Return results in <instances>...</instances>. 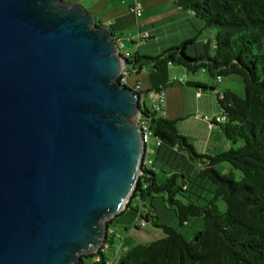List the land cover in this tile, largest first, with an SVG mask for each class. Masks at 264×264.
<instances>
[{
    "label": "water",
    "instance_id": "95a60500",
    "mask_svg": "<svg viewBox=\"0 0 264 264\" xmlns=\"http://www.w3.org/2000/svg\"><path fill=\"white\" fill-rule=\"evenodd\" d=\"M108 26L65 0H0V264H80L144 173L141 94Z\"/></svg>",
    "mask_w": 264,
    "mask_h": 264
},
{
    "label": "trees",
    "instance_id": "16d2710c",
    "mask_svg": "<svg viewBox=\"0 0 264 264\" xmlns=\"http://www.w3.org/2000/svg\"><path fill=\"white\" fill-rule=\"evenodd\" d=\"M177 5L202 21L204 30H215V45L207 42L203 53L192 57L187 50L195 40L189 39L158 57L137 54L129 64L135 71L151 67L152 72L164 64L178 65L190 73L207 71L221 81L241 77L246 99L232 90L219 94V105L228 120L214 125L222 128L232 146H242L214 157L201 155L179 132L177 121L159 117L145 105L144 115L162 141L158 148L178 162L198 164L200 171L192 174L177 164L160 161L171 171L168 178L159 179L155 171L144 169L127 209L119 216L137 213V218L162 229L166 238L129 249L117 264H264V0H177ZM223 164L230 166L224 174L218 171ZM234 170L242 173L241 180H236ZM209 184L213 187L210 200L201 196L209 191ZM159 199L170 206L182 227L200 219L203 229L187 240L176 229L160 224L153 204ZM219 200L227 205L224 213L218 209ZM115 219L108 222L110 227ZM102 249L90 257L98 256L101 264H108Z\"/></svg>",
    "mask_w": 264,
    "mask_h": 264
},
{
    "label": "crops",
    "instance_id": "0c3cea01",
    "mask_svg": "<svg viewBox=\"0 0 264 264\" xmlns=\"http://www.w3.org/2000/svg\"><path fill=\"white\" fill-rule=\"evenodd\" d=\"M71 1L92 13L103 26H108L115 39H123L133 57L137 54L158 57L189 39L195 40V45L187 50L188 55L192 57L201 55L207 42L215 45L212 30H204V23L191 12L179 7L177 0ZM136 2L143 9L139 18L132 12ZM142 33H149L150 38L137 48L132 42ZM129 83L131 86L139 83L145 91L167 85V118L177 121L179 132L189 139L199 154L214 157L232 148L222 128L212 126L204 118H215L222 114L218 95L226 90L234 91L231 89V82H218L216 77L204 70L192 75L184 67L164 64L157 72H152L151 67L138 69L131 74ZM149 158L154 160L155 172L159 179H166L170 175L167 168L160 165V161L177 164L184 172L197 173L193 164H180L156 144L153 149L150 148ZM223 169L225 172L230 171L227 166H223ZM156 201L158 200L153 202L154 205ZM161 207L164 211H171L163 201ZM129 219H132L131 214ZM188 225L201 228L202 220L192 219ZM110 233L109 240L102 250L108 264H117L121 254L128 250L125 248L126 243H123L122 247H115L116 234L111 230ZM100 259L98 256L88 257L84 259L83 264H101Z\"/></svg>",
    "mask_w": 264,
    "mask_h": 264
},
{
    "label": "rangeland",
    "instance_id": "374dc122",
    "mask_svg": "<svg viewBox=\"0 0 264 264\" xmlns=\"http://www.w3.org/2000/svg\"><path fill=\"white\" fill-rule=\"evenodd\" d=\"M68 3H74L71 0H65ZM212 32L214 33L215 36V30ZM214 36H213V40H214ZM201 72V71H199ZM197 72V73H199ZM190 73V72H189ZM190 74H195V73H190ZM223 82L227 83V82H231L232 83V87L231 89H234V92L243 100L246 99L247 95H246V88L245 85L243 83V80L241 77L239 76H228V77H224ZM221 81V82H222ZM223 86V85H220ZM146 104L149 105V100L146 101ZM242 146L241 143H238L236 146H232V148L234 149H239ZM155 147V143L154 141L151 142L150 144V148L153 149ZM182 163V161L180 162V164ZM184 164V163H183ZM188 164H193L195 166V170L196 172L200 171V169H198V164L196 163H188ZM223 166H227L230 167L227 164H223L220 165L218 167V171L222 174L226 173L225 170L223 169ZM165 168V166H163ZM178 167V165L176 166ZM200 167V166H199ZM168 171H171V168L167 167ZM233 170V169H232ZM236 180H241L242 178V173L238 170H234L233 171ZM192 174H194V172L192 171ZM209 187L208 190L209 191H203L201 193V196L207 199H212L213 194L211 193V191L213 190L212 185H208ZM162 201L159 199L158 201H156L155 203V207H156V212L154 213L155 215L158 216V221L160 224L163 225H167L170 226L174 229H176L179 233H181L187 240H192L193 235L199 231H201L203 229V221H202V227L201 228H196L194 227L195 225H185V226H181L180 222L178 220V218L175 216V213L172 211H164L161 207ZM135 205L137 206L138 203L136 202ZM167 205V209L170 210V206L168 204ZM218 205V209L220 212H226L227 211V205L224 201L219 200L217 202ZM142 213L145 214L147 209L146 207L143 205L142 209H141ZM132 214V219H129V215ZM115 217L110 218L108 221H112ZM137 220V213H134L132 211H128L125 215L122 216H118L115 219V223L110 227V230L113 231L116 234V238H115V247L119 248L122 247L123 243H126L125 248L126 250H129L133 247H137L140 245H144V246H148L151 245L157 241H160L164 238H166V234L164 233V231L162 229L156 228L153 226L152 223H150V225H148L147 227L144 228H134L135 222ZM193 220H199V219H193Z\"/></svg>",
    "mask_w": 264,
    "mask_h": 264
},
{
    "label": "built area",
    "instance_id": "2783aa9c",
    "mask_svg": "<svg viewBox=\"0 0 264 264\" xmlns=\"http://www.w3.org/2000/svg\"><path fill=\"white\" fill-rule=\"evenodd\" d=\"M133 14H135L138 18L142 16L143 14V9L142 6L136 2L134 7L132 8ZM150 38L149 33H142L139 34L137 39L133 41L132 43L136 45L138 48L143 41H147ZM116 42L119 47V52L123 56V58L127 61V64H124L122 74L120 77V83L123 86H127L131 89H133L136 93L141 94V104L143 106L147 105L146 101L149 100V105H147L149 108H151L159 117H167V93L165 89H161L160 91H145L142 86L138 83L135 86H131L129 83V78L132 73L136 72L133 69V66L129 64V60L133 57L132 53L129 52L126 48V43L123 39H116ZM171 65V64H170ZM221 81V78L218 79ZM205 120H207L212 126L214 124H223L226 123L228 118L227 116L222 113L220 116H217L215 118H210V117H204ZM139 125L143 133V140L146 145V156H145V161H144V169H150L152 171H155V163L154 160L149 158L150 154V144L152 141L155 142L157 147L162 146V141L158 139L154 131L151 128V119L145 117V115H141L139 117ZM135 225H138L142 228L147 227L148 223L142 218L138 217L136 220Z\"/></svg>",
    "mask_w": 264,
    "mask_h": 264
}]
</instances>
